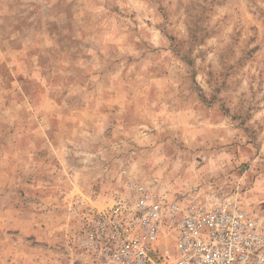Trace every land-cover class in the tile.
Instances as JSON below:
<instances>
[{
	"label": "rangeland",
	"instance_id": "1",
	"mask_svg": "<svg viewBox=\"0 0 264 264\" xmlns=\"http://www.w3.org/2000/svg\"><path fill=\"white\" fill-rule=\"evenodd\" d=\"M137 187L264 222V0H0V264H96Z\"/></svg>",
	"mask_w": 264,
	"mask_h": 264
},
{
	"label": "built area",
	"instance_id": "2",
	"mask_svg": "<svg viewBox=\"0 0 264 264\" xmlns=\"http://www.w3.org/2000/svg\"><path fill=\"white\" fill-rule=\"evenodd\" d=\"M162 227L172 251L155 246ZM77 241L96 264H264V222L255 214L225 200L181 208L151 200L141 187L96 212Z\"/></svg>",
	"mask_w": 264,
	"mask_h": 264
}]
</instances>
